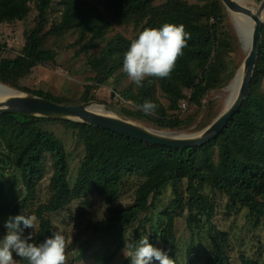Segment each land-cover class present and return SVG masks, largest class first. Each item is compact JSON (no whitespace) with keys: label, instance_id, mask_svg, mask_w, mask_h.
I'll use <instances>...</instances> for the list:
<instances>
[{"label":"trees","instance_id":"obj_1","mask_svg":"<svg viewBox=\"0 0 264 264\" xmlns=\"http://www.w3.org/2000/svg\"><path fill=\"white\" fill-rule=\"evenodd\" d=\"M58 1L63 13L60 23L54 24L50 33L57 37L70 32L78 33L76 45L81 46V51L85 53L97 48L114 25H133L137 36L146 27H160L164 23L185 25L191 39L170 78H150V85L146 79L144 87H137L135 98H131L130 90L122 94L126 101H133L137 107L146 99L157 105L155 113L151 115H145L141 110L127 111L132 118L149 120L161 129H180L186 123L170 113L178 111L181 102L188 99L186 92L190 93L191 104L201 106L206 95L225 84V79H222V74L215 70L213 64L218 45H224L219 40L218 28L225 20V14L218 0H200L205 2L203 7L190 5L186 0H163L160 5L156 3L161 0ZM31 2L0 0V25L25 21L31 11ZM53 3L54 0H38L39 24L25 36L26 45L22 56L13 60L0 58V83L11 86L27 77L39 65L55 61V54L43 49L46 17ZM97 3H102L104 11ZM228 26L231 30L229 18ZM231 32L236 38L234 31ZM262 40V51L248 99L223 134L203 147L172 149L127 139L73 121L0 114V219L19 214L30 216L29 207L36 199L38 188L50 167L53 171L50 198L35 211L39 230L33 237L34 243L42 242L54 231L48 215L65 211L75 201L97 194L105 198L108 207V217L90 225V236L79 259L98 245L105 252L100 264H112L117 255L127 249V234L132 225L155 208L151 199L168 185L172 187L174 199L162 212L164 220L160 232L156 233L151 227L150 243L157 246L159 240L175 264L178 263L175 235L178 212L187 209V229L192 233L199 223V216L211 223L216 215L214 200L200 191L202 186L225 194L230 201L248 209L250 216L262 220L264 224V202L260 201L264 198V93L261 92L264 81V28ZM130 42L122 36L116 37L98 58L89 59V65L96 73L94 81L97 85H107L122 71L123 56ZM241 64H235L232 69L226 68L227 78L233 76V79ZM158 90L169 101L167 108L159 102ZM32 94L65 105L61 99L49 94ZM49 122L63 123L76 131L78 140L85 148V157L74 186L69 181L70 166L64 144L43 128L44 123ZM2 170L10 174L18 173L22 182L24 195L14 205L5 189ZM130 178L142 181L135 201L125 208H117L115 205L122 196L123 183ZM14 180L18 178L14 177ZM185 183L186 198L183 193ZM145 223L151 222L147 219ZM214 229L215 253L207 258L206 264H230L231 258L227 251L229 234ZM5 234L0 223V237ZM134 238L139 239L137 236ZM195 253V247L192 246L188 251V264L195 263ZM242 260L244 264H261L245 257ZM21 264L28 262L21 260Z\"/></svg>","mask_w":264,"mask_h":264},{"label":"rangeland","instance_id":"obj_2","mask_svg":"<svg viewBox=\"0 0 264 264\" xmlns=\"http://www.w3.org/2000/svg\"><path fill=\"white\" fill-rule=\"evenodd\" d=\"M88 1L93 2L92 0ZM186 1L190 5L205 6V2L200 0ZM218 1L221 3L220 0ZM250 1L256 8H259V3L255 0ZM163 2L161 0L156 5H160ZM97 5L104 11L102 3H97ZM221 5L224 9L223 13L225 16L223 15V17H225V20H222L218 28V37L224 45H218L213 64L215 70L222 74L225 84L219 85L218 88L206 95L202 100L201 106L191 104L189 102L190 93L186 92L188 99L181 102L178 111L170 113V115L174 114L186 123L180 129H161L149 120H138L126 113L127 111L136 112L139 109L133 101H126L122 94L130 90L131 98H135L138 91L137 86L128 79L123 71L116 74L107 85L99 86L94 81L96 73L92 71L89 59L98 58L108 43L116 37L122 36L129 41L136 38L137 31L134 26L114 25L97 48L85 53L81 51V46L76 45L79 38L78 33L70 32L62 37H57L50 33L52 26L60 23L63 13V8L59 5L58 0H54L47 14L43 33V49L54 53L55 61L39 65L24 79L19 80L11 86H5L25 95H33V92L49 94L55 99H61L65 105L69 106L96 102L105 105L113 115L121 119L134 122L150 130L154 129L166 132L162 134L169 135L168 137L174 136L172 132L185 135L200 133L229 107L228 100L235 91L237 84L225 92L233 77L227 78L225 71L226 68L232 69L235 64L243 62L252 37L247 32L244 22L237 21L232 13L228 14L222 3ZM30 6L31 11L25 21L0 25L1 59L13 60L23 55L26 45L25 36L30 34L39 24L38 0H32ZM228 18L232 26L231 30L234 31L238 39V45L236 38L233 37L228 26ZM213 22L214 20L212 19L211 23ZM0 87L5 89L2 86ZM261 92L264 93V81L261 86ZM157 98L165 108L169 106V101L162 94L161 90H158ZM183 103L187 105L186 110L182 108ZM43 128L53 133L64 144L70 166L69 181L71 186H74L78 170L85 157V148L78 140L77 132L58 122L44 123ZM52 172L51 168L48 167V175L40 184L36 199L29 207L30 215H35L36 209L49 201L51 193L49 186ZM1 173L5 189L14 205L24 195V188L19 174H10L4 170ZM14 177L18 178V180L15 181ZM141 184L142 181L137 178L125 180L122 186V196L115 207L125 208L132 205ZM185 189L186 183L183 190L186 198ZM200 191L214 200L216 215L211 223H208L204 217L199 216V223L196 225L195 232L192 233L187 229L186 220L189 215L187 209L178 212L175 220V235L178 247L177 264H188V251L192 246L196 250L194 264H206L207 258L213 256L215 253L213 243L215 236L214 227L221 232L229 234L230 243L227 251L231 258L230 264H244L243 257L262 264L264 262V224L262 220H257V218L250 216L248 209L230 201L221 192L214 191L208 186L200 187ZM173 199L174 195L171 185L166 186L154 199H151L154 202L155 208L147 214L142 215L138 222L132 225L127 234V249L120 252L112 264H130L128 261L130 257L127 258L125 255V253L131 250L128 245L138 244L142 236H148L150 242L151 227H153L156 233L160 232L161 222L164 220L162 212L172 204ZM260 201L264 202V198L260 199ZM108 215L109 212L105 198L97 194H91L88 198L73 202L65 211L48 215V218L53 223L54 230H60L68 241L66 264H100V259L105 252L98 245L92 247L81 259L79 258L90 236V225L92 222L105 219ZM7 219L8 216L0 219L3 227ZM147 219L151 223L146 224L145 221ZM4 229L7 232L5 227ZM38 230L39 222L37 220L35 230L27 229L25 235L33 232V237H35ZM135 236L139 237V239L134 238ZM156 247L164 250L159 240ZM14 258L17 264H21V259L15 257V254ZM154 264H159V262H154Z\"/></svg>","mask_w":264,"mask_h":264},{"label":"clouds","instance_id":"obj_3","mask_svg":"<svg viewBox=\"0 0 264 264\" xmlns=\"http://www.w3.org/2000/svg\"><path fill=\"white\" fill-rule=\"evenodd\" d=\"M190 39L183 24L146 27L131 40L123 56L122 71L137 87H144L146 79L150 85V78H170ZM138 108L145 115H151L157 105L146 99ZM36 221L35 215L21 214L7 219L4 223L7 232L0 237V264H17L14 254L28 264H66L68 241L60 230L52 231L39 243L33 242V232L24 234L26 229L35 230ZM128 247L131 250L125 255L130 257V264H175L167 252L149 242L148 236H142L138 244Z\"/></svg>","mask_w":264,"mask_h":264},{"label":"water","instance_id":"obj_4","mask_svg":"<svg viewBox=\"0 0 264 264\" xmlns=\"http://www.w3.org/2000/svg\"><path fill=\"white\" fill-rule=\"evenodd\" d=\"M220 1L228 13L241 12L252 16L256 21V27L254 30L251 51L244 63L246 73L241 81V91L238 98L227 111L223 112L202 132L191 135L187 138L165 137L150 131L149 128H145L134 122L127 121L113 115L105 105L104 107L106 113L99 114V109L97 108L99 103L96 102L69 106L57 104L34 95L25 94L15 95L6 101L0 102V114H22L49 120L73 121L103 129L105 131L123 136L127 139L172 149L183 150L206 146L223 134L228 124L241 110L244 103L248 99L251 84L257 68L258 58L262 51L263 42L262 31L264 28V0L259 3L256 15H253L249 10L238 5L234 0ZM10 90L14 91L12 89Z\"/></svg>","mask_w":264,"mask_h":264},{"label":"bare ground","instance_id":"obj_5","mask_svg":"<svg viewBox=\"0 0 264 264\" xmlns=\"http://www.w3.org/2000/svg\"><path fill=\"white\" fill-rule=\"evenodd\" d=\"M234 1L238 5H240L243 8L249 10L253 15L257 14L258 8H256V6L253 5L250 0H234ZM229 13H232L237 21L239 20V21H243L244 22V24L246 25L247 32L252 37L250 36L251 37L250 45H249V49L247 51V54L245 56V59L243 60L240 68L237 70L234 78L231 80V82L229 83L228 87L225 89V92H226V90L232 88L233 86L235 87V85L237 84V87H236L235 91L231 94V96H230V98L228 100L229 107L226 110H224V112L227 111L231 107V105L236 101V99L238 98V96L240 94L241 81L244 78V75L246 73V70H245V67H244V63H245V60H246L247 56L249 55V53L251 51L254 30H255V27H256V21H255V19L252 16L244 14V13H241V12H229ZM0 86L4 87L6 89L5 90V89L0 87V102L6 101V100H8L9 98H11L12 96H15V95H21L18 92L11 91L10 88L7 87V86L1 85V84H0ZM97 108L99 109L98 110L99 114L106 113L104 105L98 104ZM150 131H153V132H155V133H157L158 135H161V136H165V137L169 136V135H163L162 133H166V132H162V131H159V130L151 129ZM172 134L174 136H170L171 138H187V137H189L191 135H194V134L185 135V134L176 133V132L175 133L172 132Z\"/></svg>","mask_w":264,"mask_h":264},{"label":"built area","instance_id":"obj_6","mask_svg":"<svg viewBox=\"0 0 264 264\" xmlns=\"http://www.w3.org/2000/svg\"><path fill=\"white\" fill-rule=\"evenodd\" d=\"M182 108H183L184 110H186L187 105H186L185 103H183V104H182Z\"/></svg>","mask_w":264,"mask_h":264}]
</instances>
